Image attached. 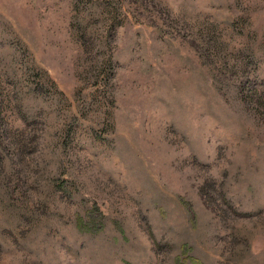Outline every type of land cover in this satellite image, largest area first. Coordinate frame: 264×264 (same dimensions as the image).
I'll use <instances>...</instances> for the list:
<instances>
[{
    "label": "rangeland",
    "instance_id": "obj_1",
    "mask_svg": "<svg viewBox=\"0 0 264 264\" xmlns=\"http://www.w3.org/2000/svg\"><path fill=\"white\" fill-rule=\"evenodd\" d=\"M75 12L88 49L68 0H0V58L35 57L75 133L50 148L60 164L8 157L27 237L0 264H264V0Z\"/></svg>",
    "mask_w": 264,
    "mask_h": 264
},
{
    "label": "trees",
    "instance_id": "obj_2",
    "mask_svg": "<svg viewBox=\"0 0 264 264\" xmlns=\"http://www.w3.org/2000/svg\"><path fill=\"white\" fill-rule=\"evenodd\" d=\"M68 1L71 11L74 12V17L69 18L68 32L76 43L88 49L92 42L88 33L87 16L86 14L78 16L75 12L77 6L83 4L84 0ZM95 14L99 18L102 16L98 11H95ZM11 51L12 53L5 58H0V114L9 113L13 117L8 122L0 121V127L4 129L0 136V171L5 173L0 183V225L3 227L0 226V252L12 244L19 245L26 242L27 237L16 210L17 200L10 182L11 169L7 168L8 157L10 156V162L13 164V161L15 163V161L29 160L25 157L27 154L41 151L39 156L41 159L46 156L48 166L53 162L60 164L61 159L57 156L54 158L50 148L53 149L54 145L59 144V149L64 150L71 136H75L71 127L66 124V118L57 109L54 110L52 104L48 105L46 102V92L53 86H50V80L36 65L35 57L32 58L22 47ZM51 102L55 103L56 108L59 106L58 101ZM7 169H9L8 173H6ZM30 179L27 176L24 183H21L20 189L21 199L26 201V204L35 198L33 195L26 196L27 193L24 191ZM8 227L14 228V232L8 230ZM80 229L84 232L88 230L87 228L83 230L82 227ZM8 233L11 241L4 238Z\"/></svg>",
    "mask_w": 264,
    "mask_h": 264
}]
</instances>
